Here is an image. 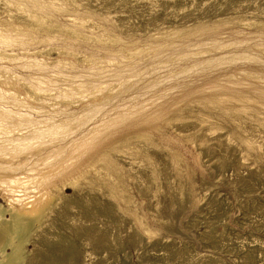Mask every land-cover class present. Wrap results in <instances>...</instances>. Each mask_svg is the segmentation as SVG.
Returning <instances> with one entry per match:
<instances>
[{
    "label": "bare ground",
    "instance_id": "bare-ground-1",
    "mask_svg": "<svg viewBox=\"0 0 264 264\" xmlns=\"http://www.w3.org/2000/svg\"><path fill=\"white\" fill-rule=\"evenodd\" d=\"M73 2L0 0V264H25L28 244L68 190L103 187L113 201L124 200L119 158L150 160L137 144H153L155 132L181 119L180 104L219 118L247 117L264 130V29L250 39L242 31L220 38L222 24L200 25L142 47L109 22L88 26L106 17L80 13ZM70 12L74 20H59ZM40 46L57 57L35 53ZM91 48L97 51L87 53ZM211 119L200 111L196 122ZM249 138L242 145L253 150L258 143Z\"/></svg>",
    "mask_w": 264,
    "mask_h": 264
},
{
    "label": "rangeland",
    "instance_id": "rangeland-1",
    "mask_svg": "<svg viewBox=\"0 0 264 264\" xmlns=\"http://www.w3.org/2000/svg\"><path fill=\"white\" fill-rule=\"evenodd\" d=\"M71 1L80 4V13L106 17L97 19L101 24L89 21L88 26L109 22L116 35L142 47L149 40L200 25L222 24L220 38L242 31L250 39L252 33L256 36L264 29V0ZM0 10L2 14V4ZM76 14L58 18L69 23ZM55 51L42 46L34 50L50 52L52 58L57 57ZM192 104L188 107L193 111L182 107L186 103L180 104L185 115L179 113L181 119L164 124L163 133L158 131L161 135L155 132L153 144L139 141L142 156L150 160L134 163L119 158L127 194L124 202H114L103 187L102 193L99 187L68 190L63 205L44 224L46 228L28 244L25 264H264V130L247 117H221L222 121L212 111ZM200 111L213 118L209 128L208 123L196 122ZM184 120L186 125H181ZM237 123L246 125L244 133ZM162 135L182 141L167 143ZM248 137L258 143L253 150L242 145L241 139ZM174 152L180 154L179 161L173 160ZM134 215L155 234L139 231Z\"/></svg>",
    "mask_w": 264,
    "mask_h": 264
}]
</instances>
